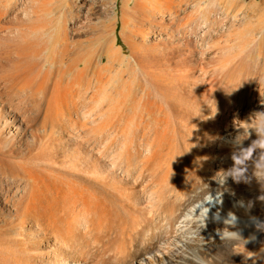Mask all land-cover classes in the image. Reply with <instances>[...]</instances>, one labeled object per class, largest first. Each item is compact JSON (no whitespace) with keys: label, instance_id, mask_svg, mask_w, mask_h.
Masks as SVG:
<instances>
[{"label":"bare ground","instance_id":"1","mask_svg":"<svg viewBox=\"0 0 264 264\" xmlns=\"http://www.w3.org/2000/svg\"><path fill=\"white\" fill-rule=\"evenodd\" d=\"M63 1L0 0V264H264L263 5L135 0L125 53Z\"/></svg>","mask_w":264,"mask_h":264},{"label":"rangeland","instance_id":"2","mask_svg":"<svg viewBox=\"0 0 264 264\" xmlns=\"http://www.w3.org/2000/svg\"><path fill=\"white\" fill-rule=\"evenodd\" d=\"M61 1H63V0H60V2ZM66 1L69 5H71L72 12L74 13V15L75 16L77 15L78 17H80L79 21L81 20L80 21L81 23L83 22V24H87V25H90L92 23L90 26L101 25L103 27H112L113 28L112 38H114L115 45L121 46L122 49L124 50V52L127 53L126 52L127 46H126L125 40H126V38L128 40V37L130 35H133L132 30H133V25H134V21H135L134 19L136 17L135 14H137V12H135L136 9L134 8L135 7V4H134L135 0H66ZM174 1L178 2L180 0H174ZM189 1H191V0H185L186 3H188ZM199 1H201L203 8L205 5H206V7H212L215 5V7L221 8V7H229V5H234L235 2H238V1H242V2L249 5L251 3V1H253V0H199ZM257 1L260 2L264 7V0H257ZM63 2H65V1H63ZM63 2H61V3L63 4ZM182 7H184V5H182ZM62 9L63 8H61L60 10H62ZM189 12H191V11H189ZM194 13H195V11H194ZM165 14H166V16L164 15L163 18H160L162 22L159 20V24L161 22L159 27H160L161 31H163V32H165L164 30H166V27H167L168 28L166 30L167 34H168V32H170L169 30H172L171 32L174 33V35H175L174 36L176 39L175 42L179 43V40L181 38H179V35H177V33H176L177 32L176 28L178 26L177 24H179V23H177V20L179 22V19L174 14H173L174 18H172L173 16H170L167 13H165ZM179 16H182V13H180ZM164 17H166V18H164ZM163 23H166V24H163ZM168 26H170V27H168ZM172 27H173V29H170ZM129 32H131V33H129ZM162 34H164V33H162ZM126 35H128V36H126ZM165 35H162V37L165 38ZM176 36H178V37H176ZM130 37H133V36H130ZM183 37H182L183 40H185L186 42L188 41L187 38H189L190 41H188V42H191L190 43L191 46L195 45L194 35L188 36V34H185V35H183ZM123 38H125V39H123ZM214 38L216 39L217 37H214ZM213 39H211V40H213ZM222 39H220V41ZM223 40L221 43H223ZM220 41H218V43H220ZM212 43L214 44L213 41H212ZM92 45L94 46L95 43L89 45L90 46L89 48H91ZM93 46H92V48H93Z\"/></svg>","mask_w":264,"mask_h":264},{"label":"clouds","instance_id":"3","mask_svg":"<svg viewBox=\"0 0 264 264\" xmlns=\"http://www.w3.org/2000/svg\"><path fill=\"white\" fill-rule=\"evenodd\" d=\"M225 235H232V236H235V234H227V233H226Z\"/></svg>","mask_w":264,"mask_h":264}]
</instances>
